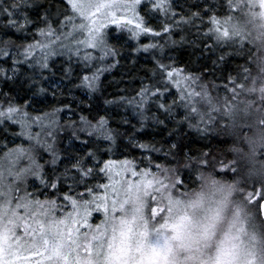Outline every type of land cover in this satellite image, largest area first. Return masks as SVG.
<instances>
[{
	"label": "snow or ice",
	"instance_id": "snow-or-ice-1",
	"mask_svg": "<svg viewBox=\"0 0 264 264\" xmlns=\"http://www.w3.org/2000/svg\"><path fill=\"white\" fill-rule=\"evenodd\" d=\"M0 264H264V0H0Z\"/></svg>",
	"mask_w": 264,
	"mask_h": 264
},
{
	"label": "clouds",
	"instance_id": "clouds-1",
	"mask_svg": "<svg viewBox=\"0 0 264 264\" xmlns=\"http://www.w3.org/2000/svg\"><path fill=\"white\" fill-rule=\"evenodd\" d=\"M159 250H150L149 255L154 256Z\"/></svg>",
	"mask_w": 264,
	"mask_h": 264
},
{
	"label": "trees",
	"instance_id": "trees-1",
	"mask_svg": "<svg viewBox=\"0 0 264 264\" xmlns=\"http://www.w3.org/2000/svg\"><path fill=\"white\" fill-rule=\"evenodd\" d=\"M118 78V77H117ZM196 146H199V142H197ZM218 147H223L224 145L222 143L217 145Z\"/></svg>",
	"mask_w": 264,
	"mask_h": 264
},
{
	"label": "rangeland",
	"instance_id": "rangeland-1",
	"mask_svg": "<svg viewBox=\"0 0 264 264\" xmlns=\"http://www.w3.org/2000/svg\"><path fill=\"white\" fill-rule=\"evenodd\" d=\"M257 98L259 99V90H257Z\"/></svg>",
	"mask_w": 264,
	"mask_h": 264
}]
</instances>
